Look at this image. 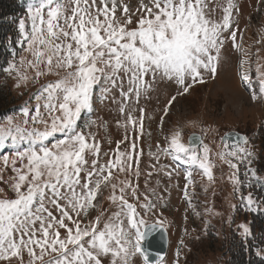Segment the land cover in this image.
I'll return each instance as SVG.
<instances>
[{
	"label": "snow or ice",
	"instance_id": "1",
	"mask_svg": "<svg viewBox=\"0 0 264 264\" xmlns=\"http://www.w3.org/2000/svg\"><path fill=\"white\" fill-rule=\"evenodd\" d=\"M260 5L264 0L257 11ZM240 14L238 0H30L26 17L15 21L12 59L0 67L16 88L38 85L18 112L0 118V181L7 189L0 187V264H186L183 237L171 262L149 250L170 226L161 211L168 205L148 180L141 191L140 177L162 173L171 180L183 172V197L199 217L192 169L207 179V193L216 159L232 170L239 208L264 213V199L243 191L264 187L246 135L228 133L213 152L205 143L218 131L211 125L189 121L200 134L187 143L182 127H165L180 98L216 78L229 42L251 102L264 103V57L261 48H245ZM254 43L264 45V27ZM46 77L54 79L40 83ZM161 86L170 91L149 113L140 101ZM114 92L126 117L116 122L124 136L103 150L91 131L96 120L85 116L95 111L94 98L117 103ZM145 121H156L158 138L155 150L149 143L150 170L142 172L139 141L152 138ZM239 164L246 166L243 179ZM205 213L220 215L210 207ZM236 228L245 242L252 236L247 223ZM256 255L264 259V249Z\"/></svg>",
	"mask_w": 264,
	"mask_h": 264
},
{
	"label": "rangeland",
	"instance_id": "2",
	"mask_svg": "<svg viewBox=\"0 0 264 264\" xmlns=\"http://www.w3.org/2000/svg\"><path fill=\"white\" fill-rule=\"evenodd\" d=\"M238 2L241 13L239 26L241 29L246 28L243 35L244 46L245 48L252 46V52H255L256 48H261L260 56L264 57V45L254 43L258 39V30L264 27V5H260L261 10L257 11V0H238ZM132 3L135 5L136 0H132ZM216 15L219 17L222 12L217 10ZM249 17L251 18L250 20ZM238 59V55L233 51L229 42L216 78L209 80L206 84L197 85L190 96L180 98L179 103L174 105V110L169 118L170 123L165 127L166 129L176 126L182 127L183 139L186 143L188 132H200L198 126H188L189 121H196L204 126L211 125L218 131L215 135L210 134L205 139V143H210L213 152H219L222 149L221 136L226 133L225 131L235 130L248 133L252 151L255 153V159L251 167L256 169L257 157L259 155L264 156V103L257 102L253 104L251 102L248 91L242 86L237 75ZM48 79L54 78H42L40 83H44ZM15 83L16 81L11 78L9 85L12 88L13 100L10 102L12 110L9 115L18 112L25 102L29 100L30 95L35 92L36 87H38V85L33 86L29 83L27 88H16ZM169 91L170 89L161 86L158 93H152L150 100L142 98L140 106L146 107L149 113H154L165 102ZM113 95L116 96L117 103H112L110 99L101 103L98 98H94L95 111L90 117L85 116V119L96 120V125L92 126L91 131L96 133L103 150L115 149L116 142L124 136V130L117 127L116 122L124 120L126 117L119 112V93L114 92ZM134 115L139 116V112ZM158 119L159 115L157 113ZM103 125H106V127ZM145 128L146 131L151 130L152 138L149 141L147 135H145L139 141V146L144 149L145 153L141 158L140 164L142 172L150 170L148 169L150 161L147 156L149 143L152 144V148L155 150V142L158 138L156 121H145ZM211 141L215 142L211 143ZM124 146L121 144V148H124ZM215 163L217 165L213 169L215 184L209 187L207 193L203 191V186L208 184L207 179L199 174V169H192L194 173L193 179L196 181L195 196L192 201L196 210L201 213L199 217L194 214L192 209L187 208V201L183 197L182 190L186 183L183 172L180 175L174 174L171 180L162 173L159 175L154 173L151 178L146 175L140 177L141 191H148V189L144 188V182L148 180L149 189L156 188L157 192L163 195L167 202L168 206L162 208L161 211L170 225L167 230L168 248L165 255L169 262L174 257L181 237L184 238L185 243L188 245L184 253L186 264H225L226 252L230 253L231 250H227L228 245L225 244L224 240L230 232L234 234L236 239V242H233L234 245L244 247L248 244L255 254L258 249L256 246L257 240L261 239L264 241V222L260 223L257 221L259 219L258 212H246L239 208V199L233 193V186L228 180V175L232 170L226 164H222L219 159H216ZM238 167L241 179H243V172L246 170V166L245 164H239ZM258 175L260 174L258 173ZM260 176L264 177V174L261 173ZM6 178L7 174L5 175ZM157 180L160 181L159 187L156 184ZM0 187H5L6 189V185L2 181H0ZM243 191L245 194L252 191L254 196L264 199V187L245 188ZM232 204L237 205L236 211L231 208ZM105 206H107V202H105ZM209 207L214 212L220 213V215L206 214L205 209ZM185 216H187V221H185ZM229 217L232 218L231 223L229 222ZM148 219L151 221L153 218L149 217ZM239 223L252 225V227L250 226L251 230L254 227L255 234L249 237L247 242L243 240L236 228ZM185 228L188 230L187 235L184 233ZM193 229L195 231H192ZM196 237H199V239ZM232 238L231 236L228 239Z\"/></svg>",
	"mask_w": 264,
	"mask_h": 264
},
{
	"label": "trees",
	"instance_id": "3",
	"mask_svg": "<svg viewBox=\"0 0 264 264\" xmlns=\"http://www.w3.org/2000/svg\"><path fill=\"white\" fill-rule=\"evenodd\" d=\"M29 2L30 0H0V67L6 66V61L12 59L11 42L17 39L15 21L26 17ZM15 47L19 51L20 46L16 44ZM10 81L11 77L0 71V118L9 115L12 110L10 102L13 100V94L11 85H9ZM259 157L258 170L264 172V156L260 155ZM230 233L224 240L225 244L228 245L227 250H231L230 253L226 252L225 264H264V259L253 253L249 246L234 245L233 242H236V239L234 234ZM231 236L233 238L228 239ZM257 242V248L264 249V241L259 239Z\"/></svg>",
	"mask_w": 264,
	"mask_h": 264
},
{
	"label": "water",
	"instance_id": "4",
	"mask_svg": "<svg viewBox=\"0 0 264 264\" xmlns=\"http://www.w3.org/2000/svg\"><path fill=\"white\" fill-rule=\"evenodd\" d=\"M230 133H233V132H230ZM167 242H168L167 232L158 233V234H156L155 240L151 241L149 250L150 251H155V250L159 249L160 250V254L165 256L166 249H167Z\"/></svg>",
	"mask_w": 264,
	"mask_h": 264
}]
</instances>
